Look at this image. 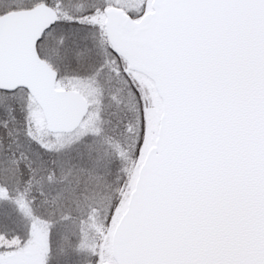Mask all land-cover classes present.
Returning <instances> with one entry per match:
<instances>
[{
  "label": "snow or ice",
  "instance_id": "snow-or-ice-1",
  "mask_svg": "<svg viewBox=\"0 0 264 264\" xmlns=\"http://www.w3.org/2000/svg\"><path fill=\"white\" fill-rule=\"evenodd\" d=\"M0 264H264V0H0Z\"/></svg>",
  "mask_w": 264,
  "mask_h": 264
}]
</instances>
